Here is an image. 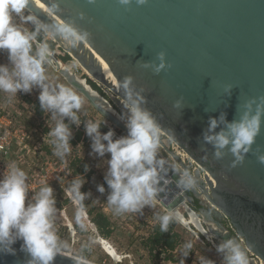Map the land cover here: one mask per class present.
<instances>
[{
	"label": "water",
	"instance_id": "95a60500",
	"mask_svg": "<svg viewBox=\"0 0 264 264\" xmlns=\"http://www.w3.org/2000/svg\"><path fill=\"white\" fill-rule=\"evenodd\" d=\"M40 1L49 7L48 0ZM59 3L60 13H48L35 0L29 8L49 23L71 17L91 36L76 47H69L62 38L54 39L86 72L83 82L55 56L52 68L109 122L105 127L114 130V138L127 135L128 130L111 102L123 110L118 84L132 75L137 87L146 89V107L166 135H161L160 145L166 155L159 149L160 158L166 166L175 165L181 172L188 169L198 178L196 189L183 190L177 186V172L170 170L158 202L180 214V208L193 212V200L199 199V211L218 228L211 230L213 237L219 241L239 238L248 255L264 262V164L255 154L257 146L264 151V121L252 150L235 167L230 152L217 160L213 147L203 140L209 117L223 113L229 122L239 119L245 101L264 96V0H148L145 5L133 0L127 9L118 0ZM161 51L165 52V69L155 73L145 68L146 62L159 63ZM87 77L99 83L109 100L87 84ZM177 100H181L178 107ZM171 141L204 172L191 170L187 160L171 148ZM70 199L90 222L79 201ZM213 214L226 218L229 228ZM22 243L17 240L13 245L15 254L0 252V264H25L29 255L21 249ZM51 264L95 263L58 250Z\"/></svg>",
	"mask_w": 264,
	"mask_h": 264
},
{
	"label": "clouds",
	"instance_id": "9594fccd",
	"mask_svg": "<svg viewBox=\"0 0 264 264\" xmlns=\"http://www.w3.org/2000/svg\"><path fill=\"white\" fill-rule=\"evenodd\" d=\"M95 2L88 0L89 4ZM32 3L33 0H0V51H6L8 55V63L0 64V92L13 98L19 92L30 93L34 88L40 89V108L43 113H50L55 121V126L50 127L47 133L51 138L53 153L64 159L73 148L72 125L78 128L82 123L78 113L83 107L84 98L72 87L46 83V66L52 64L54 56L49 41L59 37L69 47H76L89 40L91 33L80 28L71 17L62 23L41 20L30 11L29 5ZM118 3L127 9L133 0H118ZM135 3L145 5L148 0H135ZM48 4V13L63 11L59 0H48ZM79 16L83 18L84 13H79ZM157 58L159 63L146 62L144 67H151L155 73H160L167 63L165 52H159ZM118 88L122 93L123 105L120 119L125 122L127 135L114 138L115 132L111 128L101 132L106 124L105 118L83 122L85 134L91 140L92 153L101 158L109 154L104 180L109 189L107 203L114 213L139 212L146 206H155L159 194L168 183L170 170L177 172L179 188L196 189V175L188 169L181 172L175 165L166 166V160L160 158L161 125L146 107V89L137 87L132 75L124 76ZM180 105L181 100L175 101V106ZM262 121L264 96L250 98L245 101L239 119L229 122L223 113L218 118L209 117L208 127L203 133L204 143L213 147V157L217 160L230 152L234 156L232 166L235 167L252 150ZM255 154L257 160L264 164V151L259 146ZM84 169L87 172L88 165ZM85 183L86 177L78 174L70 184V191L81 202L91 196V192L81 191ZM97 190L104 193V185L98 184ZM54 192L47 181L41 182L38 191H33L23 168L16 162L6 166L0 174V252L15 254L13 245L17 240H22L21 249L29 255L25 264H51L63 246L55 227L57 202ZM156 218L161 232H168L169 225L180 219L179 213L172 209H166ZM207 239L211 241L213 238L207 236ZM193 248L192 240L182 245L180 264H185V258L193 252ZM215 248L222 257V264H249L247 249L239 238L223 239ZM196 260L198 264H216V261L204 255L196 257Z\"/></svg>",
	"mask_w": 264,
	"mask_h": 264
},
{
	"label": "rangeland",
	"instance_id": "374dc122",
	"mask_svg": "<svg viewBox=\"0 0 264 264\" xmlns=\"http://www.w3.org/2000/svg\"><path fill=\"white\" fill-rule=\"evenodd\" d=\"M29 27H31V25H29ZM50 42L53 43L52 50L54 52V56L58 60H60L64 66L66 65L71 70L76 71V65L78 64L76 62V60L68 52H66L64 49H62L60 46H58V44L54 40H50ZM67 56L69 57V59L64 60V58H66ZM4 63H8V55H7L6 51H0V64H4ZM46 71H47V75H48V80L46 81V83H48L50 86H56L59 84H64L68 87H71L67 83L65 78L59 72L55 71L51 65L46 66ZM81 72H83V71L81 70L78 73L79 79H83L86 77V74L84 72L81 74ZM92 82H94V81H92ZM94 83L98 87V89H96V91L100 95H102L105 99L109 100V97L106 94V92H104L101 89V87L98 85L99 83H96V82H94ZM87 84H89L88 83V77H87ZM93 90H95V88H93ZM39 91H40L39 88H34L30 93L19 92L17 94V96L13 97V98H9V94H5L3 92H0V105L2 106V104H3L4 106H2V107H4L6 109L5 111L11 117L12 116L15 117L14 118L15 121L13 122V124L16 127H21L24 130L31 131V135L33 136L32 141H33V143H36V146H39L38 143L40 142V148H39L36 156H34L35 154L32 156H34L35 158H41V155H42L41 153H43V155L45 157L44 156H42V157L45 160L55 158V159H59L61 162H63L64 159H67V156L64 159H61V158L54 155L53 147L50 143L51 138L47 135L49 128L55 126V121L51 118L50 113H46V112L43 113L42 111L38 112V110H37L36 100L38 98ZM80 95L84 98V104H83L82 109L80 110V116L84 118L83 120L81 119L82 123L86 122L88 120H100L101 118H104L96 110H94V108L91 106V104L87 101V99L82 94H80ZM18 100H19L20 104H18ZM111 104L113 105V107L115 109H117V111L120 114L122 113L123 110L120 111L115 106V104H113V102H111ZM86 108L94 110V111L90 112V114H93L94 117H92L90 114L88 115L87 113L82 112V111L86 112V110H87ZM96 114H97V116H95ZM82 123L80 124V126L77 129L82 130L81 132L83 133V135L85 136V139H86L87 135L85 134L84 123L83 124ZM106 124L109 125V122L107 120H106ZM74 131H75V129H73V132ZM101 132H105V131H101ZM75 133H76V131L74 132L73 136H75ZM162 136L165 137V135H162ZM85 139L84 140H78V141L81 144L85 141ZM45 143H47L49 145V147L46 149L44 146ZM77 151H78V154H76V155L79 157H76L73 160L72 167L74 170L76 169V167L81 168L80 171L77 172V175L81 174V175H84L86 177V183L83 185V187L85 186V188H87L88 186H91L94 182L95 183L98 182V176H99V172H100L99 161H100L101 157L92 153L91 143L79 145V147L77 148ZM31 154H33V153H31ZM35 158H29V159H27V162L31 166H32V162L39 164L38 160ZM104 158L108 159L109 154H106ZM83 163L88 165L89 170L87 172H85V169H83L84 168ZM38 167H40V166H38ZM21 168H23L27 172V174H32L33 169L29 173L28 164L22 165ZM77 175H76V173H74V176H77ZM54 182H56V181H54ZM70 184H71V180H68V179L60 181L59 184L55 183L54 187L56 188V190L54 192V195H55L56 202H57L56 203V216L59 218H62L61 221L65 220V217L73 219L72 221L74 222L73 224L77 227L76 229L78 231V234H77V237L73 241H71L70 239H68L66 237L65 241L63 242V246L59 249V251L65 252L67 254L69 253L73 256L86 259V260L93 262L95 264H129V258H126V257H123L121 259V261H117V262H115V260H112L109 257V255L105 254L104 251H102L103 249L98 244V241L100 240L101 236L109 237L111 235L112 236L111 239L114 241L115 245L117 246V250L119 252L121 251V253H122L123 251L121 249H124L125 242H126V239L123 240L124 239L123 237H125L126 231H129L134 236L133 242L131 243V246H130L131 247L130 250L134 251L133 253L136 257L134 242L136 241L135 233L137 234V232H136L135 227H129L128 225H126V222L124 221V219L122 220L121 218H119L121 214H114L113 213L114 214L113 215V214H111L110 211H109L110 213L108 211H106L107 209L104 210L103 206L106 205V207H107V204L105 203V201H103L104 199L102 200V197L100 195L94 194V193L91 194V196L85 198L82 202L79 201V203H80L81 207L85 208V210H91L90 209L91 206H95L96 208H98V210H94L93 212L96 213L97 217H99L98 214L100 213V214H102V216H104L106 218L105 220L107 222V227L102 226L100 228L99 225H97L96 223H95V225H96V227H95V225L92 221V216H90L91 214L90 215L88 214L89 220L91 222L85 221L83 219V217L81 216L80 212L74 207V205H72V202L70 199L71 196H67L65 193V190L62 189V187L64 185L70 188ZM83 187H82L81 191L87 192L86 189H83ZM69 191H70V189H69ZM72 195H74V194L72 193ZM101 195L104 196L103 193ZM74 198H75V195H74ZM81 203H83V204H81ZM63 206L67 207L65 217L60 215V210L63 209L62 208ZM156 206H157V204H156ZM129 214H131L130 216H132V212H130ZM107 217L109 218V221H111L112 223L114 222V226L111 228H110L109 221H108ZM223 219L226 220V218H224V217H223ZM102 222H103V220H101V223ZM226 223H228L227 220H226ZM58 224H59V222H55V226ZM58 226H60V228H64L60 224ZM125 227L128 230H126ZM197 228L199 229V227H197ZM107 230H109L108 233L106 232ZM181 230H182V238L180 236L177 238L179 244L177 245L176 248H178V249H181L182 245L186 241L192 240V238H194V235L192 233H189L188 231H186L185 229H182V228H181ZM104 232H105V235L102 234ZM118 240L119 241L122 240V242L123 241H125V242L124 243L121 242L122 244L121 243L119 244ZM124 253L125 252H123V255H124ZM203 255L207 256L208 258H210L214 261H216V264H222V257L215 250L213 251L211 249V247L206 248V250L203 252ZM117 256H119L118 257L119 259L121 258L119 253H117ZM188 257H189V259H187ZM188 257L185 258L186 264H198V261L196 260V254H194V252H191ZM156 264H160V263L156 262ZM161 264H170V262H167V261L163 262L162 261Z\"/></svg>",
	"mask_w": 264,
	"mask_h": 264
},
{
	"label": "crops",
	"instance_id": "0c3cea01",
	"mask_svg": "<svg viewBox=\"0 0 264 264\" xmlns=\"http://www.w3.org/2000/svg\"><path fill=\"white\" fill-rule=\"evenodd\" d=\"M86 109H87L86 112H84V111H82V112L83 113H87L88 115L90 114V112L95 110V109L93 110V109H89V108H86ZM78 114L80 116V112ZM90 115L92 117H94L93 114H90ZM95 116H97V114ZM103 119L104 118H101L100 120H103ZM72 129H75V131L77 133L78 129H77L76 125H72ZM107 131H108V129L105 132H107ZM74 132H73V134H74ZM76 141H78V139L76 138V136H73L71 142L74 143ZM44 146H45V149L49 147V145L47 143H45ZM160 150H162V149L160 148ZM162 152L165 154V152L163 150H162ZM106 160H107V158L103 157L99 161L100 172H99V176H98V182L97 183L94 182L91 186H88L87 188H85V186H84L83 189H86L87 192H91V194L94 193V194L100 195L102 197V200L104 199L103 201H105V203L107 204V208H106L107 210L106 211H108V212L110 211L111 214H113L114 211H113L112 207L109 206V204L107 203V194H108L109 189H108V186H107V184H106V182L104 180V176H105V173H106L107 167H108L107 164H106ZM85 165L86 164L83 163V166H85ZM80 169H81L80 167H76V171L79 172ZM74 173H75V170H74ZM76 175H77V173H76ZM98 184H103L104 185V187H105V192L103 193L104 196L101 195L102 193H100L97 190V185ZM62 189L65 190V193H66L67 196H71V197L74 198V195H72V193L69 191V189H70L69 187L64 185L62 187ZM72 205H73V202H72ZM62 208L63 209L60 210V215L65 217L66 216L67 207L63 206ZM148 208L150 210H153L158 215H161L163 213L162 209L160 207L156 206V205L152 206V207H148ZM90 209L91 210H86V211H87V213H88V211L91 212L90 216H92V221H93L95 218H97L96 213L93 212V211L94 210H98V208H96L95 206H91ZM191 209L193 210V212H187L185 209L180 208L179 211H180L181 217L184 220H182V221L179 220L177 223L175 222V223L171 224V226H169V227H171V229H169L167 233H169V234H172V233L178 234V237L180 236L181 238H182V230H181V228L185 229L189 233H192L194 235V238H192V241L194 242V248H193L192 251L194 252V254H196V257H199V256L203 255V252L206 250V248H209V247H211V249L213 251L214 250L216 251L215 245L218 244L220 241L212 236L211 230L218 229L217 226L210 219H205L203 217V215L201 214V212L199 211V209H195L193 205H191ZM129 215H130L129 212L128 213H123V214L120 215L119 218H121L122 220L124 219V221H125L126 218ZM212 216L214 217L215 220H219L225 226L226 229L229 228L228 224L226 223V220H224L223 217L216 216L215 214H213ZM61 219L62 218L57 217V218H55V222H59V224L62 225L63 227L64 226L68 227V229L70 230L69 239L71 241H73L77 237V234H78V231L76 229L77 227L73 224L74 223L72 221L73 219L66 218V217H65V220H63V221H61ZM196 220H197V223L201 227L199 229L197 228L198 226H196V224L194 223ZM108 221H109V218H108ZM93 223L95 225L94 221H93ZM109 225H110V228L113 227L114 226V222L112 223L111 221H109ZM157 226H159V223L156 224L153 227L152 232L149 235H147V236L143 235V226H136L135 227L136 231L140 229L137 232V234L135 233V235H136L135 236L136 237V241L135 242L136 243L134 242V246H135L136 257H135V255L133 253L134 251L130 250V248H131L130 246H131V243L133 242V238H134V236H133V234L131 232L126 231L125 237H123L124 238L123 240L126 239V242L125 241L122 242V240H120V241L118 240L119 244L121 242L122 243L125 242L124 249H121L123 252H125L124 255H123V252L121 253V251L119 252L117 250V246L115 245L114 241L111 239V237H112L111 235L109 237H105V236H101L100 235L101 236L100 239L101 240L103 239L104 241H106L107 246H109L111 248H114V250L117 253H119L120 256H122V258L123 257L129 258V264H156V262H159L161 264L162 261L163 262L164 261L173 262V261L176 260V256H175L174 253H172V251L173 252L176 251V247L179 244L178 240L175 239L176 245L173 248H171V247H169V245L166 244V242L164 241L163 238H154ZM95 227H96V225H95ZM125 229L128 230L126 227H125ZM107 232H109V230ZM102 234L105 235V232L102 233ZM162 234L165 235V233H162ZM207 236L208 237H212L213 239L210 241L209 239H207ZM101 240H99V241L97 240L98 244L103 249V250L102 249L101 250L104 251L105 254L109 255V257L112 260H114L113 256L108 254L109 252H108L107 248L104 247V242L101 241ZM152 246H154V248H155V252L153 254L150 252V249H151ZM164 247H166V248H164ZM160 248H161V250H160ZM248 258H249V264H255L254 260L252 259V257L250 255H248ZM187 259H189V257Z\"/></svg>",
	"mask_w": 264,
	"mask_h": 264
},
{
	"label": "built area",
	"instance_id": "2783aa9c",
	"mask_svg": "<svg viewBox=\"0 0 264 264\" xmlns=\"http://www.w3.org/2000/svg\"><path fill=\"white\" fill-rule=\"evenodd\" d=\"M81 70L86 74V72L77 64L76 72L79 73ZM83 72H81V74ZM18 104H20L19 100ZM2 106L4 105L2 104ZM2 106L0 107V174H2L5 171L6 166L10 165L12 162H16L20 167L24 164H28L29 173L33 169L32 174H28L29 184L33 191H37L41 187L42 181L49 182L54 190H56V188L54 187L55 183L59 184L60 181L65 179L72 180L75 177L72 167L73 160L76 157H79L76 155L78 154L77 148L79 147V145L91 143L90 138L87 136L85 141L81 144L79 141H76L74 143L71 142L73 148L71 150V153L67 156V159H64L63 162L55 158L45 160L42 157L44 156L43 153H41V158H35L34 156H36L40 148V142H37L39 146H36V143H33L32 141L33 136L31 135V131L24 130L21 127H16L13 124V122L15 121V117H11L5 111L6 109ZM161 135L165 134L161 132ZM171 148L177 154L187 160L189 168L191 170L198 168L202 173L204 172L203 169L195 161H193L177 144L172 141ZM29 158L37 159L39 164L32 162L31 166L27 162V159ZM31 195L32 193L30 192L29 196ZM157 206L162 209V212L166 210L165 207L160 204V202H157ZM103 208L105 210L107 207L103 206ZM130 215L125 220L126 225H128L129 227L143 226L144 236L149 235L152 232L153 227L159 223L156 218L158 214H156L153 210H150L147 206L142 211L132 212V216ZM55 227L62 242L65 241L66 237L69 239L70 230L68 229V227L64 226L65 228H60V226L58 225H56ZM139 230H137L136 232H138ZM172 253L175 254L176 260L170 262V264H180V249L176 248V251H172ZM251 256L255 264H264V262H262V260L258 257H255L253 255Z\"/></svg>",
	"mask_w": 264,
	"mask_h": 264
},
{
	"label": "trees",
	"instance_id": "16d2710c",
	"mask_svg": "<svg viewBox=\"0 0 264 264\" xmlns=\"http://www.w3.org/2000/svg\"><path fill=\"white\" fill-rule=\"evenodd\" d=\"M49 43H50V47L52 48L53 47V43L52 42H50L49 41ZM68 60L69 59V57L67 56L66 58H64V60ZM88 83L89 84H91V86L93 87V88H95V90L96 89H98V87L96 86V84L94 83V82H92L91 80H89L88 79ZM36 107H37V110H38V112H41L42 110H41V108H40V103H39V100H38V98H37V100H36ZM83 120L84 118L83 117H81L80 116V120ZM83 124V123H82ZM107 129H106V127L105 126H103L102 128H101V131H106ZM82 130H77V133L75 134V136H76V138L78 139V140H84L85 139V136L83 135V133L81 132ZM84 169V168H83ZM78 171H76V169H75V173H77ZM189 195H192V193L191 192H189ZM81 204H83V203H81ZM83 206V205H82ZM193 206H194V208L195 209H199L201 206H200V204H199V199H194L193 200ZM88 214L90 215L91 214V212H89L88 211ZM98 216L99 217H97V218H95L93 221L97 224V225H99V227L101 228L102 226H105V227H107V222H106V218L104 217V216H102V214H98ZM101 220H103V222L101 223ZM101 223V224H100ZM173 223H175V222H173ZM173 223H171V224H173ZM171 224L169 225V226H171ZM169 229H171V227H169ZM108 231V230H107ZM106 231V232H107ZM108 233V232H107ZM162 233H165V235L164 234H162ZM154 238H163L164 239V241L166 242V244L167 245H169V247H171V248H173L175 245H176V242H175V239H177L178 238V234H175V233H172V234H169V233H167V232H161L160 231V227L159 226H157V228H156V233H155V236H154ZM157 251V250H156ZM150 252L153 254L154 252H155V248H154V246H152L151 247V249H150Z\"/></svg>",
	"mask_w": 264,
	"mask_h": 264
},
{
	"label": "bare ground",
	"instance_id": "6f19581e",
	"mask_svg": "<svg viewBox=\"0 0 264 264\" xmlns=\"http://www.w3.org/2000/svg\"><path fill=\"white\" fill-rule=\"evenodd\" d=\"M36 1V3L41 7V5L43 6V7H41V8H43L45 11H47V7L45 6V4L43 3V2H41L40 0H35ZM48 12V11H47ZM51 16H53V17H56L55 15H53V14H51ZM57 20H58V22L59 23H62V21L59 19V18H57ZM95 57H96V55H95ZM62 66L64 67V65L62 64ZM81 80V79H80ZM82 81V80H81ZM83 82V81H82ZM180 212V211H179ZM179 216H181V214H179ZM193 216V215H192ZM180 218H182V217H180ZM182 220H184L183 218H182ZM195 224L199 227V228H201L200 227V225L197 223V220L195 221ZM101 240V239H100ZM101 241H103L104 242V247H106L107 248V250H108V254H110V255H112L113 256V258L115 259V260H117V261H120L121 260V258H122V256H121V258L119 259L118 257L119 256H117V253H116V251L114 250V248L112 249L111 247H109V246H107V244H106V241H104L103 239L101 240Z\"/></svg>",
	"mask_w": 264,
	"mask_h": 264
}]
</instances>
